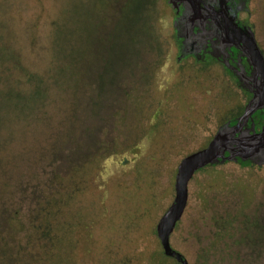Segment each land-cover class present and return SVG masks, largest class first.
Returning a JSON list of instances; mask_svg holds the SVG:
<instances>
[{"label": "rangeland", "instance_id": "rangeland-1", "mask_svg": "<svg viewBox=\"0 0 264 264\" xmlns=\"http://www.w3.org/2000/svg\"><path fill=\"white\" fill-rule=\"evenodd\" d=\"M163 2L0 0V264H33L46 202L44 264L160 263L177 165L241 97L176 63ZM169 241L187 264H264V166L195 173Z\"/></svg>", "mask_w": 264, "mask_h": 264}, {"label": "flooded vegetation", "instance_id": "flooded-vegetation-1", "mask_svg": "<svg viewBox=\"0 0 264 264\" xmlns=\"http://www.w3.org/2000/svg\"><path fill=\"white\" fill-rule=\"evenodd\" d=\"M163 3L170 17L176 63L192 61L201 68L214 67L220 83L240 92L239 102L216 132L227 126L235 137L260 133L264 129V0ZM246 109L245 119L240 120Z\"/></svg>", "mask_w": 264, "mask_h": 264}, {"label": "water", "instance_id": "water-1", "mask_svg": "<svg viewBox=\"0 0 264 264\" xmlns=\"http://www.w3.org/2000/svg\"><path fill=\"white\" fill-rule=\"evenodd\" d=\"M247 112L246 109L240 120L245 119ZM234 132L227 126L219 129L205 148L184 157L178 163L172 203L155 226V234L165 258L173 259L178 264H187L183 256L172 249L169 239L186 208L188 184L196 172L227 162L264 166V129L257 135L242 134L235 137Z\"/></svg>", "mask_w": 264, "mask_h": 264}, {"label": "trees", "instance_id": "trees-1", "mask_svg": "<svg viewBox=\"0 0 264 264\" xmlns=\"http://www.w3.org/2000/svg\"><path fill=\"white\" fill-rule=\"evenodd\" d=\"M47 203H48L46 204L47 206L52 204L51 209L49 207V209H47V211L45 210V212L40 217V222L44 225V227L45 226L47 227L46 228L47 231L44 232L45 235L43 236L44 240L41 239L42 238V234L40 233L41 225L38 224L37 226H32L34 230V241L38 243V245L32 246V248L35 250L34 254L36 255L32 259L33 264H44L45 261L51 259L53 255V249L55 248L54 246H56L54 245V242H57V240L55 239L56 237H55L54 229L50 227L52 221L56 217L57 211L55 210V206L53 205L52 202H47ZM51 210H54V211H51ZM252 226L256 227V224H252ZM156 257L160 260L158 261L160 263H161V260H166V259L172 260L170 258H165L161 252L156 253ZM1 259L6 261V258L4 256Z\"/></svg>", "mask_w": 264, "mask_h": 264}]
</instances>
